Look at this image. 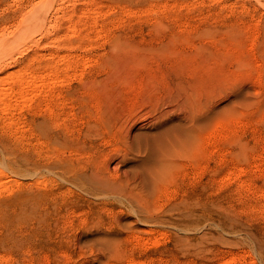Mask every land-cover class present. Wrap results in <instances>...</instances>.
I'll list each match as a JSON object with an SVG mask.
<instances>
[{"label": "rangeland", "instance_id": "1", "mask_svg": "<svg viewBox=\"0 0 264 264\" xmlns=\"http://www.w3.org/2000/svg\"><path fill=\"white\" fill-rule=\"evenodd\" d=\"M36 9L0 57V264H264V0Z\"/></svg>", "mask_w": 264, "mask_h": 264}, {"label": "bare ground", "instance_id": "2", "mask_svg": "<svg viewBox=\"0 0 264 264\" xmlns=\"http://www.w3.org/2000/svg\"><path fill=\"white\" fill-rule=\"evenodd\" d=\"M43 1L44 0H38L34 5H33V7L26 13L27 15H25V16H23L19 21H17L16 22V24L14 25V27L12 28V29H10V30H6V31H2V32H0V57H3V56H5L6 55V53L7 52H9V50H11V47L22 37V36H24V34L27 32V31H29L34 25H35V23H36V20H37V18L39 17V9H36V7L37 6H39V5H41L42 3H43ZM32 82V79L30 80V81H28V82H25V83H31ZM21 87V86H20ZM190 93V92H189ZM193 93V92H192ZM6 94V93H5ZM184 94H186V93H184ZM188 94V93H187ZM186 94V97L188 96ZM7 95V94H6ZM183 96V95H182ZM20 97H24V94H22V93H20ZM185 97V98H186ZM180 98V97H179ZM183 98V97H182ZM192 99V98H191ZM194 99V98H193ZM186 100V99H185ZM195 100V99H194ZM182 101H183V99H182ZM0 102H1V105H2V112H3V110H5V111H7L8 113H9V110L11 109V107H10V104L9 103H7L6 101H5V95H4V92H3V97H1L0 98ZM195 102V101H194ZM183 103H185V104H188V101H184ZM194 104V103H193ZM0 105V106H1ZM191 105V104H190ZM190 107V106H189ZM193 107H194V105H193ZM191 109V108H190ZM10 112H11V110H10ZM6 113V112H5ZM10 121V120H9ZM13 121V120H12ZM12 121H10V122H12ZM10 122H9V124H10ZM220 123V122H219ZM11 124H13V123H11ZM220 125H221V123H220ZM220 127V126H219ZM221 128V127H220ZM216 130H218L217 128H216ZM191 131H195L194 129L193 130H191ZM221 131V130H220ZM219 131V132H220ZM196 132V131H195ZM217 131H215V129H214V132L212 133L213 135H215L216 136V134L218 133H216ZM195 135H196V133H195ZM220 135H222V134H220ZM219 136V135H218ZM218 136H217V138H218ZM194 137V136H193ZM214 138V137H213ZM217 138H215V140L217 139ZM194 139H196V138H194ZM210 140V139H209ZM190 141V138L187 136V138L180 144V146L178 147V149H179V153H180V151H182V152H184V150H188L187 148H188V145H189V142ZM193 142V141H192ZM192 144V143H191ZM191 144H190V146H191ZM189 146V147H190ZM177 149V150H178ZM176 151V150H175ZM169 151H167L166 152V156H167V154L168 155H171V154H173L174 155V153H168ZM174 152V151H173ZM177 153V152H176ZM185 153V152H184ZM183 154V153H182ZM164 155V156H165ZM177 155H179V154H177ZM163 156V155H162ZM181 156V155H180ZM169 157H171V156H169ZM173 157V156H172ZM174 157H175V155H174ZM173 157V158H174ZM182 157V156H181ZM184 157V156H183ZM166 158H168V157H166ZM163 159H165V158H162V161H163ZM171 159V158H170ZM170 159H169V162H170ZM168 160V159H167ZM198 160V159H197ZM161 161V159H160V162H162ZM165 161V160H164ZM169 162H167V163H169ZM163 163V162H162ZM161 163V164H162ZM171 163H172V161H171ZM200 163V162H199ZM173 164V163H172ZM176 165V164H175ZM170 167H173L172 165L170 166ZM164 166H163V164H162V166L161 167H158V171H163L164 170ZM5 173H6V170L3 168V167H1L0 166V188H1V185L3 184V178H4V175H5ZM168 173V172H167ZM162 175V174H161ZM166 175V174H165ZM165 178V177H164ZM114 189V188H113ZM116 190V189H115ZM114 190V191H115ZM134 261V260H133ZM143 261H141V262H139V263H135V261L134 262H129L130 264H144V263H142Z\"/></svg>", "mask_w": 264, "mask_h": 264}]
</instances>
